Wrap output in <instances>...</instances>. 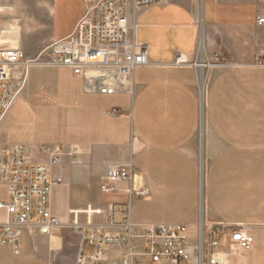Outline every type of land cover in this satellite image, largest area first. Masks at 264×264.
Returning <instances> with one entry per match:
<instances>
[{
  "label": "crops",
  "instance_id": "0c3cea01",
  "mask_svg": "<svg viewBox=\"0 0 264 264\" xmlns=\"http://www.w3.org/2000/svg\"><path fill=\"white\" fill-rule=\"evenodd\" d=\"M47 2L38 10L49 36L16 70L0 143L24 145L31 164L50 167L59 226L48 235L24 231L21 253L0 247V264H76L78 229L98 223L87 209L114 206L119 222L118 199L130 188L148 191L132 205L135 221L186 225L193 241L200 223L243 227L252 247L227 248L226 264H264V67L257 65L264 29L256 22L263 1L170 0L133 11L134 38L147 45L150 64L136 70L132 94L113 96L86 94L71 70L50 64L45 49L73 35L86 4ZM179 54L189 63L175 65ZM200 57L208 67L193 63ZM110 167L130 169L132 180L104 192ZM102 195L114 203L103 205ZM111 257L119 264V254Z\"/></svg>",
  "mask_w": 264,
  "mask_h": 264
},
{
  "label": "built area",
  "instance_id": "2783aa9c",
  "mask_svg": "<svg viewBox=\"0 0 264 264\" xmlns=\"http://www.w3.org/2000/svg\"><path fill=\"white\" fill-rule=\"evenodd\" d=\"M84 1L86 14L73 35L50 46V64L71 70L82 81L86 94H132L136 70L150 64L147 45L134 38L133 11L170 0ZM256 22L264 29V15ZM188 63L183 54L175 61L177 66ZM25 64L21 48L0 45V123L18 93L16 70ZM257 65L264 67V61ZM126 180H132L130 169L110 167L102 190L114 192L109 183ZM52 185L50 167L31 164L24 145L0 143V187H5L8 197L0 200V212L5 214V220H0V247H11L19 255L24 231L48 235L59 226L50 209ZM147 194L145 189L124 191L117 205L121 208L119 222L114 206L106 211L88 208L86 213L98 223L91 221L78 229L82 241L76 264H113L111 256L115 253L120 256L119 264H226L227 248L245 252L252 247V237L243 227L206 228L200 223L193 241L186 225L135 221L132 205Z\"/></svg>",
  "mask_w": 264,
  "mask_h": 264
},
{
  "label": "rangeland",
  "instance_id": "374dc122",
  "mask_svg": "<svg viewBox=\"0 0 264 264\" xmlns=\"http://www.w3.org/2000/svg\"><path fill=\"white\" fill-rule=\"evenodd\" d=\"M47 0H16L11 1L7 4L0 2V28L10 30L12 27L18 30L20 28L22 32V38L19 45L24 53L26 54H36L41 40H45L49 36V26L47 25V16H42L41 11L38 7L41 5L47 6ZM133 19V17H132ZM12 30V29H11ZM5 45V44H4ZM11 47H13L11 45ZM50 46L45 49L44 52L50 51ZM51 58V57H49ZM194 64L204 63L208 67V63L205 62L204 58H198ZM211 65H216L218 63H212ZM206 71V70H202ZM202 77V80H201ZM200 77L201 94L205 93L208 86V75L204 72V75ZM144 198V197H143ZM142 199V198H140ZM0 200H6L5 197V187H0ZM114 196H101V203L103 205H108L114 203ZM51 206V200H50ZM101 210H108L109 207H99ZM75 238H72V241ZM78 250V249H77ZM78 252V251H77ZM77 255V253H76Z\"/></svg>",
  "mask_w": 264,
  "mask_h": 264
},
{
  "label": "bare ground",
  "instance_id": "6f19581e",
  "mask_svg": "<svg viewBox=\"0 0 264 264\" xmlns=\"http://www.w3.org/2000/svg\"><path fill=\"white\" fill-rule=\"evenodd\" d=\"M19 40H20L19 30L13 29V30L0 32V45L7 44L10 47L12 45L13 48H19Z\"/></svg>",
  "mask_w": 264,
  "mask_h": 264
}]
</instances>
